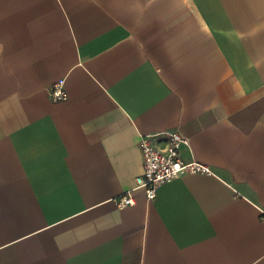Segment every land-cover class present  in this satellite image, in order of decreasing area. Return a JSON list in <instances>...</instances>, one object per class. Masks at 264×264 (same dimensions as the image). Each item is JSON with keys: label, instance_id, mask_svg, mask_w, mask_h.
Returning <instances> with one entry per match:
<instances>
[{"label": "crops", "instance_id": "obj_1", "mask_svg": "<svg viewBox=\"0 0 264 264\" xmlns=\"http://www.w3.org/2000/svg\"><path fill=\"white\" fill-rule=\"evenodd\" d=\"M170 131L211 173L117 207ZM262 209L264 0H0V264H264Z\"/></svg>", "mask_w": 264, "mask_h": 264}, {"label": "built area", "instance_id": "obj_2", "mask_svg": "<svg viewBox=\"0 0 264 264\" xmlns=\"http://www.w3.org/2000/svg\"><path fill=\"white\" fill-rule=\"evenodd\" d=\"M49 91L54 101L66 99L62 82L53 83ZM182 143H187V139L178 131L165 133L160 144L155 141V138L141 135L139 147L143 160L142 172L135 177L133 188L114 199L116 206L124 207L134 204L132 190L142 189L147 199L154 200L157 188L166 181L185 174L211 173L207 164L196 160L186 162L180 158L179 147ZM261 212L264 217V209Z\"/></svg>", "mask_w": 264, "mask_h": 264}]
</instances>
